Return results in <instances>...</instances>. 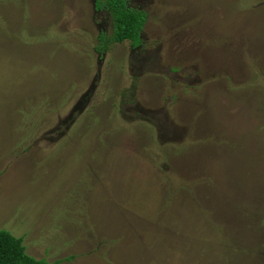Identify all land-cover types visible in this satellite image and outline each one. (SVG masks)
<instances>
[{"label": "rangeland", "instance_id": "374dc122", "mask_svg": "<svg viewBox=\"0 0 264 264\" xmlns=\"http://www.w3.org/2000/svg\"><path fill=\"white\" fill-rule=\"evenodd\" d=\"M127 3L140 46L99 54L92 0H0V230L48 263L264 264V0Z\"/></svg>", "mask_w": 264, "mask_h": 264}, {"label": "trees", "instance_id": "16d2710c", "mask_svg": "<svg viewBox=\"0 0 264 264\" xmlns=\"http://www.w3.org/2000/svg\"><path fill=\"white\" fill-rule=\"evenodd\" d=\"M92 4L95 10L107 12L113 24L110 36L98 33L97 44L93 48L96 53H104L109 45L125 41L131 48L140 46V34L146 19L144 11L129 6L127 0H92ZM257 217L258 215L254 218ZM22 241V238L14 237L7 231L0 230V264H61L62 261L67 262L73 259V256H67L64 259L55 260L53 263H48L45 259H36L26 253ZM257 259L259 261L258 257Z\"/></svg>", "mask_w": 264, "mask_h": 264}]
</instances>
